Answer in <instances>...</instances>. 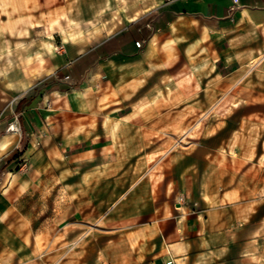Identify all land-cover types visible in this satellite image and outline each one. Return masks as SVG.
I'll use <instances>...</instances> for the list:
<instances>
[{
    "label": "crops",
    "instance_id": "crops-1",
    "mask_svg": "<svg viewBox=\"0 0 264 264\" xmlns=\"http://www.w3.org/2000/svg\"><path fill=\"white\" fill-rule=\"evenodd\" d=\"M121 23L103 37H75L48 53L39 92L0 120V264H17L26 250L20 227L36 228L19 205L37 173L54 160L96 159L98 166L120 139L139 137L131 128L142 121L140 107H151V122L161 123L162 107L193 93L196 77L237 82L246 67L264 61V0H141ZM13 121L19 130L4 131ZM219 135V147L205 154L199 197H188V179L165 180L155 184L151 209L127 218V233L145 237L128 264H264V142L243 130ZM231 143L251 171L233 184L212 162ZM180 186L188 196L175 210ZM49 227L43 222L34 234Z\"/></svg>",
    "mask_w": 264,
    "mask_h": 264
},
{
    "label": "rangeland",
    "instance_id": "rangeland-1",
    "mask_svg": "<svg viewBox=\"0 0 264 264\" xmlns=\"http://www.w3.org/2000/svg\"><path fill=\"white\" fill-rule=\"evenodd\" d=\"M140 2L0 0V120L9 119L16 106L39 92L48 53L75 37H103ZM262 62L246 67L237 82L196 77L193 93L184 92L175 103L162 107V117H157L161 123L151 122V107H140L142 121L131 128L140 132L139 137L120 139L118 151L98 166L93 165L96 159L76 164L54 160L50 170L37 173L36 186L19 205L36 228L20 227L26 250L19 251L17 264H92L93 259L99 264H128L131 250L143 247L145 237L132 236L123 226L128 217L151 209L147 202L159 189L155 184L165 180L182 184L188 179L187 196L197 198L205 154L210 147H219L220 132L243 130L254 142L257 136L258 142H264ZM167 94L163 93L164 99ZM8 124L3 130L13 132ZM235 147L231 143L228 152L216 150L212 160L221 168L220 178H230L232 184L241 176L251 177V171H245L247 162L237 161ZM174 196L175 205L187 199L181 186ZM43 222L49 224V234L36 236Z\"/></svg>",
    "mask_w": 264,
    "mask_h": 264
},
{
    "label": "built area",
    "instance_id": "built-area-1",
    "mask_svg": "<svg viewBox=\"0 0 264 264\" xmlns=\"http://www.w3.org/2000/svg\"><path fill=\"white\" fill-rule=\"evenodd\" d=\"M233 1V3H236L237 2V0H232ZM135 44H136V46H140V42L139 41H136L135 42ZM67 77V76H66ZM14 126V128H15V130H14V132H17L18 130H19V127H18V123H17V121H13V122H10L9 124H8V127H7V129L8 130H11V129H9V128H11V126ZM12 131V130H11ZM177 205H181V203L179 202H177Z\"/></svg>",
    "mask_w": 264,
    "mask_h": 264
},
{
    "label": "bare ground",
    "instance_id": "bare-ground-1",
    "mask_svg": "<svg viewBox=\"0 0 264 264\" xmlns=\"http://www.w3.org/2000/svg\"><path fill=\"white\" fill-rule=\"evenodd\" d=\"M9 129H11V130L13 131V133H14L15 128H14L13 125H12L11 128H9Z\"/></svg>",
    "mask_w": 264,
    "mask_h": 264
}]
</instances>
